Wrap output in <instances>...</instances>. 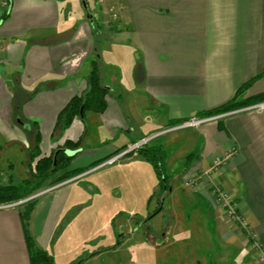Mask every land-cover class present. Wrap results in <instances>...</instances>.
I'll return each instance as SVG.
<instances>
[{
    "label": "crops",
    "instance_id": "crops-1",
    "mask_svg": "<svg viewBox=\"0 0 264 264\" xmlns=\"http://www.w3.org/2000/svg\"><path fill=\"white\" fill-rule=\"evenodd\" d=\"M86 3L92 20L86 12L71 16L59 0H0V158L3 152L23 148V181L30 178L28 150L34 124L41 156H56L66 141L80 142L69 169L81 170L233 99L248 103L245 108L260 103L264 0ZM111 7L115 18L108 12ZM94 60L107 89L105 110L87 111L84 119L56 129L60 111L72 97L87 91ZM164 135L167 143L161 140L155 146L166 154L165 203L154 205L153 212H159L146 220L149 211L134 229L152 251L154 259L148 264H259L254 245L264 250V109L235 110L197 128ZM230 149L235 150L231 159L206 176L215 159ZM176 165L181 167L176 172L182 175V192L175 191L177 179L171 175L170 167ZM13 167L0 163L7 183L13 181ZM92 174L53 185L57 174L25 198L29 201L0 208V264H29L21 217L29 208L26 228L54 264L68 255L64 248L74 245L80 250L70 261L98 260L102 252L85 255L83 248L105 235L86 233L78 225L89 213H76L89 199L88 183H93L80 180ZM189 179L191 185L185 186ZM216 187L241 212L252 240L229 221ZM166 202L176 210H167ZM123 241L116 239L106 250L117 251ZM109 261L117 264L121 259Z\"/></svg>",
    "mask_w": 264,
    "mask_h": 264
},
{
    "label": "rangeland",
    "instance_id": "rangeland-1",
    "mask_svg": "<svg viewBox=\"0 0 264 264\" xmlns=\"http://www.w3.org/2000/svg\"><path fill=\"white\" fill-rule=\"evenodd\" d=\"M59 1L69 9L71 16H74L77 12H83L84 15L85 11H82L84 9H82V5H80V2L82 4V1ZM176 124L177 123L170 124V127ZM165 128L161 129L164 130ZM161 140H165L167 143L166 136L161 134L160 136L152 139L150 144L156 145L161 142ZM150 144L147 146H151ZM21 149L23 152L25 151L23 148ZM22 151L18 147L16 150L12 149L7 152H3V155L0 158V163H2L3 166H6L8 162L13 163L14 167L12 169V174L13 184L15 185L26 179V169L22 165ZM8 158L10 160L7 162ZM77 166L78 165L76 163L74 167ZM180 168L176 165L170 167V170L172 171V179H177L175 191L178 190L179 192H182L181 185L182 183L184 184V182H181L180 180L182 179V175L176 172V170H179ZM164 172L166 174L168 170L164 168ZM1 173L5 174L0 168V174ZM82 174L84 175L80 176L92 174L89 177L82 178L80 180L84 183L93 181V183H88V188L91 193L89 195V199H86V204L83 203L81 206L78 205V208L75 206L70 210H74V208H76V213L81 212L82 210H85V213H89V215H86L85 217L82 216L81 223L78 225L84 226L86 233L92 237L96 236L98 233H104L105 235L103 240H95L90 245L83 248L85 255L91 253L99 254L102 252V255L98 260L94 259L87 264H107V262L110 263L109 260L116 261V259L119 258L121 259V262L117 264H129L131 261L133 262L132 264H148L150 260L154 259L152 251H150L148 243L144 242L142 236L137 235V232L134 233V229L143 223V219L148 215L149 211L150 213H153V210H155L154 205L161 207L164 206L165 203L164 202L163 205H161L163 197L159 198L157 195L161 180L159 179V176L153 166L143 159L138 153H132L110 165H106L105 160L98 162L89 167L87 171ZM0 176V183L7 184V177H5V175ZM80 176H78V178ZM3 178L5 179L3 180ZM53 185L56 184L54 183ZM151 198L152 203L149 205ZM219 202L221 208L226 214L223 201L219 199ZM166 206L167 210H176V207L173 208V206H170L168 202H166ZM226 216L230 222H233L227 214ZM165 220H167V218H165ZM126 227L129 230H125ZM61 228L62 226H60L58 230L60 231ZM123 238L124 241L122 246L119 247L118 250L116 249L117 251L110 252L106 250V248L113 247V243L115 244L116 239L119 240ZM76 247L77 246L74 245L69 246V248H64L63 250L67 249L69 256L67 255L66 257H63L59 264H77L78 259L70 261L72 254L75 251L78 252L80 250V248ZM257 259L259 264H262L259 260L258 252Z\"/></svg>",
    "mask_w": 264,
    "mask_h": 264
},
{
    "label": "trees",
    "instance_id": "trees-1",
    "mask_svg": "<svg viewBox=\"0 0 264 264\" xmlns=\"http://www.w3.org/2000/svg\"><path fill=\"white\" fill-rule=\"evenodd\" d=\"M5 18V17H4ZM96 60L93 61L91 72L87 78L88 89L80 95L74 96L60 111L56 120V129H65L69 127L75 118L84 119V115L87 111L96 113H102L106 108L105 95L107 89L102 86L99 78V73L96 65ZM252 81L243 85L239 91L246 89ZM264 95L257 98V102H263ZM248 103L231 100L230 102L215 108L201 112L199 116L211 117L215 115L224 114L234 110L241 109L247 106ZM35 130L33 146L28 150L29 155V170L30 178L15 185L13 181L7 184L0 183V205L17 203L24 200L27 196L33 194L40 187L45 185L53 176L60 174L59 177L55 178L51 183H61L65 180L74 178L82 173L86 172L88 168L81 170H71L69 165L74 157L67 156L65 153L58 151L56 156L50 154L47 156H41L39 151L40 135L36 124L31 125ZM80 146V142L66 141L63 145L64 149L75 151ZM138 154L148 161L155 169L159 176L160 184L158 187L157 195L161 198L165 188L169 187L167 176L164 172V164L166 154L161 146H145L138 151ZM160 209H157L146 217V220L151 219L156 215ZM32 210H22L21 217L24 223V236L29 251V264H54L52 256L45 250L41 249L31 236L30 232L26 228V222H28L30 213ZM120 241L117 242L119 244ZM84 259L77 261V264H82Z\"/></svg>",
    "mask_w": 264,
    "mask_h": 264
},
{
    "label": "built area",
    "instance_id": "built-area-1",
    "mask_svg": "<svg viewBox=\"0 0 264 264\" xmlns=\"http://www.w3.org/2000/svg\"><path fill=\"white\" fill-rule=\"evenodd\" d=\"M109 14L112 15L113 18H115L116 14L114 13V8L111 7L108 10ZM241 108L242 111L243 110H255L258 112H261L264 109V101L254 104L253 106H250L248 108ZM240 110V109H238ZM235 111V110H234ZM237 111V110H236ZM233 112V111H231ZM229 113V112H227ZM225 114V113H224ZM221 115V114H220ZM218 116V115H215ZM214 116L211 117H202V116H197V117H191L187 120H184L181 123H177L176 125H173L172 127H168L165 128L164 130H162L160 133L151 135V136H147L145 138L140 139L138 142H135L131 145H129L127 148L119 151L118 153L114 154L112 157L108 158L107 160H105V164L106 165H110L115 163L116 161L120 160L121 158L132 154V153H138V151L140 149H142L143 147L147 146L150 144V141L158 136H160L161 134L164 133H168V132H173L175 130H179V129H184V128H197L199 127L201 124L213 120ZM235 154V150L234 149H230L229 151H227L222 157H218L215 159L211 169L206 173V176L210 175L213 172H216L219 168H221V166L225 165L230 159L231 157ZM82 175V174H81ZM80 176V175H78ZM76 176V177H78ZM192 180L189 179L185 182V186H190ZM216 192L218 194L219 199H221L223 201V205L226 209V214L228 215V217L236 224L240 225L247 233V236L249 237L250 240L253 239V233L251 232V230H249V228L247 227L243 216L241 214V212L238 210V208L235 206L234 202H232L229 198V195L225 192H223L222 190H220L218 187H216ZM35 197V196H34ZM30 199H26V200H21L17 203H12V204H5V205H0V208H7V207H12V206H16L19 205L21 203H25L26 201H29ZM255 250L258 252L259 254V260L262 264H264V250L261 248V246L259 244H255L254 245Z\"/></svg>",
    "mask_w": 264,
    "mask_h": 264
},
{
    "label": "water",
    "instance_id": "water-1",
    "mask_svg": "<svg viewBox=\"0 0 264 264\" xmlns=\"http://www.w3.org/2000/svg\"><path fill=\"white\" fill-rule=\"evenodd\" d=\"M81 1H82V6L84 8V11L87 14V18L89 20H92V16L88 12V7H87L86 0H81ZM60 151L63 152V153H65L67 156H72V155L75 154V151H71V150H68V149H61ZM165 195H166V191L163 192V195H162L163 198H162V204L161 205H163V203L165 201Z\"/></svg>",
    "mask_w": 264,
    "mask_h": 264
},
{
    "label": "flooded vegetation",
    "instance_id": "flooded-vegetation-1",
    "mask_svg": "<svg viewBox=\"0 0 264 264\" xmlns=\"http://www.w3.org/2000/svg\"><path fill=\"white\" fill-rule=\"evenodd\" d=\"M166 191V190H165Z\"/></svg>",
    "mask_w": 264,
    "mask_h": 264
}]
</instances>
